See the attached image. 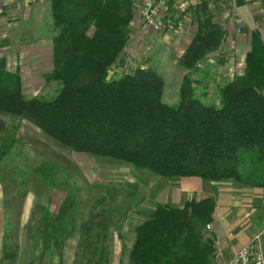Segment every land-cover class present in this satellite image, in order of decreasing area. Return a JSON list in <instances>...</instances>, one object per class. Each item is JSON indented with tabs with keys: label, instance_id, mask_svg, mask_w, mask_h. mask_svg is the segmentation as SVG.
Returning a JSON list of instances; mask_svg holds the SVG:
<instances>
[{
	"label": "trees",
	"instance_id": "trees-1",
	"mask_svg": "<svg viewBox=\"0 0 264 264\" xmlns=\"http://www.w3.org/2000/svg\"><path fill=\"white\" fill-rule=\"evenodd\" d=\"M130 9V0H50L56 28L51 77L60 88L50 100L26 99L20 76L0 64V111L30 121L73 151L124 161L161 178L232 180L264 188L259 36L252 33L245 74L223 85L219 106L201 103L186 76L172 107L162 102L163 81L151 69L107 79L127 40ZM223 38V29L203 14L179 65L195 69ZM58 170L43 162L34 172L54 186ZM214 205L212 198L182 207L155 204L135 230L127 264H213L214 245L205 229Z\"/></svg>",
	"mask_w": 264,
	"mask_h": 264
},
{
	"label": "rangeland",
	"instance_id": "rangeland-1",
	"mask_svg": "<svg viewBox=\"0 0 264 264\" xmlns=\"http://www.w3.org/2000/svg\"><path fill=\"white\" fill-rule=\"evenodd\" d=\"M130 2L128 31L134 32L130 25L136 28L135 40L130 42L131 51L124 50L126 40L107 79L137 68L159 71L162 102L172 107L179 103L186 76L201 103L219 106L223 85L245 74L252 33L264 43L261 0H248L245 9L248 19L253 13L261 23H234L232 14L237 13L231 6L220 9L214 0H168L161 30L143 23L142 0ZM203 14L225 34L231 31L232 37H224L216 51L188 70L179 65L178 55L198 32ZM55 32L50 0H0V64L20 76L26 99L50 100L60 88L51 77ZM147 63L155 67H146ZM0 153V264H127L135 230L155 204L182 207L189 200L214 199L211 194L201 199L182 180L185 177L165 179L124 161L73 151L30 121L3 111ZM43 162L59 167L54 186L34 172ZM191 179L204 193L213 192L208 188L211 182ZM231 181L226 182L234 183L238 191L252 189L264 198V188ZM259 232L264 245V228L254 234ZM205 236L211 239L207 228ZM228 260L214 254L213 263Z\"/></svg>",
	"mask_w": 264,
	"mask_h": 264
},
{
	"label": "crops",
	"instance_id": "crops-1",
	"mask_svg": "<svg viewBox=\"0 0 264 264\" xmlns=\"http://www.w3.org/2000/svg\"><path fill=\"white\" fill-rule=\"evenodd\" d=\"M247 1L248 0H233L230 10L237 13L238 17L241 19V23H257V17L253 13L252 17L249 19L246 16L245 9L247 7ZM258 23L261 22L259 21ZM132 26L133 25H130L129 29L137 32L135 31L136 28H134V26L132 29ZM134 32H129L130 34L127 39L128 44L124 50L131 51L130 42L132 43V40H135ZM224 37H226V39H231V31H228L227 34L224 33ZM183 52L184 50L178 55V58ZM155 64H157V62ZM146 67L153 68L155 66H153V63H147ZM157 73L160 74L159 71ZM191 178L193 177H185L182 178V180L185 183H188L191 190L193 189L198 194L200 193L199 196L201 199L210 194V196L214 198L215 205L209 234L213 241L215 248L214 254H216V257L229 259L239 248L249 241L250 237L255 232L264 228V208H262L264 207V198L257 196L256 193L254 194L252 189L242 188L238 191L235 184L230 182L215 184L214 182H211L209 183L208 188L213 192H207L206 194L202 191V188L200 190V186L199 188L196 187L198 183L194 182L196 180H192ZM192 184L195 188L191 186ZM213 187L214 190L212 189Z\"/></svg>",
	"mask_w": 264,
	"mask_h": 264
},
{
	"label": "built area",
	"instance_id": "built-area-1",
	"mask_svg": "<svg viewBox=\"0 0 264 264\" xmlns=\"http://www.w3.org/2000/svg\"><path fill=\"white\" fill-rule=\"evenodd\" d=\"M215 5L220 8L231 6L233 0H214ZM168 0H142L140 16L145 25L161 30L164 26L163 13L167 8ZM231 20L241 23V19L233 12ZM210 228V224L206 225ZM226 264H264V245H262V233L252 235L249 241L239 248Z\"/></svg>",
	"mask_w": 264,
	"mask_h": 264
}]
</instances>
